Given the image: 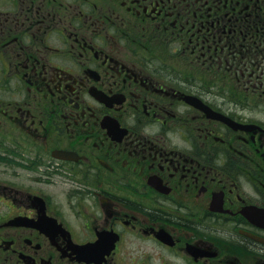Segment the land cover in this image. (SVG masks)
<instances>
[{
    "label": "flooded vegetation",
    "instance_id": "af4514ba",
    "mask_svg": "<svg viewBox=\"0 0 264 264\" xmlns=\"http://www.w3.org/2000/svg\"><path fill=\"white\" fill-rule=\"evenodd\" d=\"M0 264H264V0H0Z\"/></svg>",
    "mask_w": 264,
    "mask_h": 264
}]
</instances>
